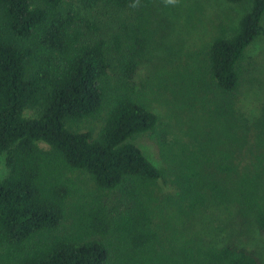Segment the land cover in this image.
Instances as JSON below:
<instances>
[{
	"label": "trees",
	"instance_id": "1",
	"mask_svg": "<svg viewBox=\"0 0 264 264\" xmlns=\"http://www.w3.org/2000/svg\"><path fill=\"white\" fill-rule=\"evenodd\" d=\"M152 1L0 0V264H260L222 244L220 229L182 242L156 229V187L169 177L174 194L161 202L187 221L210 209L264 233V159L242 164L233 148L174 150L160 139L170 150L161 169L134 144L158 125L133 89L151 44ZM263 18L264 0H250L208 44L204 75L227 107ZM98 117L96 132L78 129ZM75 172L88 175L91 192L69 178Z\"/></svg>",
	"mask_w": 264,
	"mask_h": 264
},
{
	"label": "rangeland",
	"instance_id": "2",
	"mask_svg": "<svg viewBox=\"0 0 264 264\" xmlns=\"http://www.w3.org/2000/svg\"><path fill=\"white\" fill-rule=\"evenodd\" d=\"M249 5L250 0L239 5H230L224 0H177L175 4H168L166 0L152 1L151 44L146 59L135 73L133 89L157 116L158 125L154 132L137 137L134 144L156 167L165 169L168 166L165 157H169L170 150L168 148V152L163 154L160 139L174 150L178 143L195 151L201 146L208 153L210 148L226 153L233 148L237 161L242 164L257 158L264 159V37H258L246 49L238 67L239 83L231 94L228 107L225 103L228 97L215 90L208 76L204 75L205 66L202 65L208 44L219 27L225 30L231 27ZM220 107L224 109L225 116L221 114ZM232 111L233 121L230 122L226 116H230ZM25 116L34 117L36 113L27 110ZM223 120L229 122L225 125H229V135L225 133L226 127H221ZM101 122L100 117L84 121L78 129L96 132ZM232 131L235 134H231ZM174 141L178 142L173 144ZM6 174L2 155L0 179ZM68 176L84 191L93 190L88 175L75 172ZM156 191L161 200L155 203L154 223L163 240L171 237L182 242L186 239L182 235L203 233L204 229L208 237H214L215 229H220L222 244L244 249L264 264V233L257 230L252 220L236 217L228 222L223 217L211 215L212 211L208 209L200 221H187L175 209H168L164 204L165 198L174 194L169 177L165 182L162 179L158 181Z\"/></svg>",
	"mask_w": 264,
	"mask_h": 264
},
{
	"label": "clouds",
	"instance_id": "3",
	"mask_svg": "<svg viewBox=\"0 0 264 264\" xmlns=\"http://www.w3.org/2000/svg\"><path fill=\"white\" fill-rule=\"evenodd\" d=\"M166 3L175 4V3H177V0H166ZM135 6H136L135 4L132 5V7H135Z\"/></svg>",
	"mask_w": 264,
	"mask_h": 264
}]
</instances>
